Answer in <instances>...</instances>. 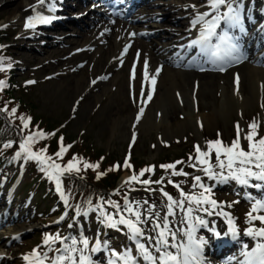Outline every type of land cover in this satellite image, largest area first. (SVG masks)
I'll list each match as a JSON object with an SVG mask.
<instances>
[{"label":"rangeland","instance_id":"374dc122","mask_svg":"<svg viewBox=\"0 0 264 264\" xmlns=\"http://www.w3.org/2000/svg\"><path fill=\"white\" fill-rule=\"evenodd\" d=\"M190 1L185 3L184 0H152L153 3L161 2L162 5L151 8L158 11L160 20H166L165 15H167L169 20L180 18L182 21H187L184 15L189 13L191 21L193 11L190 10L192 6ZM202 1L195 6L205 10L209 9L208 0ZM7 2L16 3V6L10 5V7L2 9V6ZM37 5V0H0V27L7 29L4 43L16 60L15 77L25 83L32 80L36 81V83H31L32 86L26 94V100L35 104V114L44 116L53 126L60 125V127H63L72 139H85L90 146L108 156L115 157L121 162L123 174L118 183L119 181L121 183L123 178H127L131 173L132 167L129 169L123 167V165L126 158H130L132 155L135 157L136 162L144 163L146 167L157 166L154 172L146 173L148 178L155 179L161 174L159 166L162 160L165 157L172 160L178 158V156L187 155L188 146L193 145L194 147V145L200 144L202 148L206 149L209 141L218 138L223 141L224 145H230L237 136L235 127L237 122L243 130L241 143L245 150H247L248 142L243 139V135L249 131L248 126L253 120L259 125L257 139L264 137V89L260 90L264 84L262 80L260 81L256 102L247 106L244 102L245 90L242 87L247 89L248 85L245 86L242 71L239 68L230 73L214 77L217 86L213 89L215 100L213 99L212 103L214 101L218 102L219 107H222L225 86L231 78L229 92L226 94H233L243 101L241 106H237L228 115H223L222 111H219L216 107H209L205 99H202L201 79H191L185 86H183V83L179 92L175 93L176 97L173 102L166 100L164 103H159L158 99L154 100V96L151 101L141 102L129 113V109L135 104L136 99L133 97L132 92L130 93L127 84L122 83L120 85L121 81L114 82L113 76H104L103 68L105 67L102 65L96 67L94 60L90 57L92 50L89 47L86 51L76 52L77 48H84L83 42L63 41L77 37L76 35L80 30L78 24L70 21L65 22V25L59 27L58 31L38 29L36 27L38 25L31 29L26 26L27 17L33 16L32 13L37 8L34 6ZM255 5L258 7L253 14L257 18L259 12L264 13V0H242L241 22H244L242 23L244 26L248 24L249 10L254 8ZM92 18L93 16H90L87 21L89 19L91 21ZM153 23L155 25L160 24L157 19ZM161 23H163V30H171L173 34H176L175 36L180 35V37L188 34L191 28L189 24L180 26L170 24L168 20L164 22L161 20ZM255 23L256 25H263L264 17ZM32 30L38 31L37 38L29 37L23 41L18 39L20 35H30ZM49 34L52 35L47 38L50 36ZM49 40L57 43L56 46L60 52L59 55L63 56L62 59H58V54H46L44 44ZM157 42L160 43V40H157ZM150 43L151 41L147 40L145 44L149 45ZM156 43L153 45H156ZM258 50L259 52H255L256 57L264 52V48ZM176 55V49L168 53V56L172 58ZM86 56L90 65L97 68L94 74L97 75L101 71L103 73L100 76L90 75L85 79V84L77 88L75 80L79 72L75 71V65L84 64ZM34 57L37 59H34ZM156 57L157 54L153 55V58ZM112 58L114 57L112 56ZM247 65L252 66V63ZM168 66L173 68L171 63ZM253 67L264 69V66ZM153 69L155 70L156 67L153 66ZM237 75L239 76L238 86L236 83ZM158 77L156 79L160 80V75ZM146 91H143L144 94ZM141 107L144 108V112L142 116H139ZM213 111H215L214 117L211 118V121L207 120V116ZM166 114L174 116V120L171 122L169 118L166 119ZM148 118H151L152 122L148 123ZM145 125L147 126L146 129L144 128ZM134 137L136 138V144L131 147L130 141ZM210 161L217 164L214 152L210 157ZM219 171L220 169L217 172ZM12 174L11 168L0 165V199L5 200L4 206L0 207V215L7 213L0 225V235L6 236L0 242V264H29L24 257L31 254L35 249H38L41 253L47 252L49 256H52L53 253L48 251V246L44 244V241L49 236L56 235L61 238H69L65 239L66 243H70V238H75L78 241L82 238H88L90 248L95 246L97 237H99L101 244L105 245V241H107L112 250H122L124 252L131 250L132 254L137 255L135 242L126 235L106 231L100 233V227L97 226L96 219L92 214L91 218H84L82 222L78 218H74L69 226L61 223V216L50 211L48 209L49 205H46L41 200L42 198L32 197L30 194L23 196L20 192L17 193L18 187L15 183L18 179L14 178L9 183ZM224 175L228 177L227 180L208 178L207 182L214 180L224 185L231 180H235L231 178L226 169ZM177 181L181 183L186 192H195L196 188L193 189L192 187V178L184 177L177 179ZM146 186L155 190L146 191L143 188L135 190L129 194L128 200L142 203L144 199H149L151 202H157L162 209L163 205L167 203V199L159 191L160 188ZM224 189L225 185L217 190L218 197L227 200L226 208L231 210L236 217L246 220L249 207L245 205L243 198L241 196L233 197L228 193V189ZM231 190L233 194H236L235 190ZM28 197L32 198L30 202L27 200ZM260 212L264 214V210H260ZM194 214L201 216L205 213L197 211ZM161 215H163V211ZM180 216L181 214L178 212L177 216L169 217V219L176 228L183 229L186 225L181 223ZM7 218H14V222L10 223ZM22 225L27 226L28 229L21 230L17 236L9 239L8 236L13 232L14 227ZM197 229L202 230L195 233L197 238L202 239L203 234L209 236L205 226L197 223ZM11 239H13L12 242ZM50 246L62 249L64 245L57 241L55 245ZM78 247L83 246L78 244ZM107 261H115V259L110 257L107 258Z\"/></svg>","mask_w":264,"mask_h":264},{"label":"snow or ice","instance_id":"6c2138e0","mask_svg":"<svg viewBox=\"0 0 264 264\" xmlns=\"http://www.w3.org/2000/svg\"><path fill=\"white\" fill-rule=\"evenodd\" d=\"M47 3L48 0H38V5L34 7L43 6ZM208 7L211 11L198 12L192 21L194 27L200 25L199 38L192 40L189 47L200 46L202 52L207 51L210 56L219 61L242 59L238 44L233 41V38L229 36L228 32L224 31L222 35L219 34L222 25L231 29L240 24L241 14L239 12V6H234L233 0H208ZM222 7L225 9L224 11H221ZM48 10L51 11V8ZM53 19L54 17L52 16L44 15L40 11H36L35 15L27 17L26 26L31 29L37 24H50ZM132 35L136 34L132 33ZM213 38L218 42L213 43ZM127 50L128 48L126 46L124 51L127 52ZM10 68L11 64L5 65L4 58L0 57V72ZM143 68L144 83L142 84V88L149 81L151 84V92L145 98V102H147L152 99L157 82L156 78L162 69L157 68L154 74H150L147 61L144 62ZM219 70L224 71L225 69L221 67ZM134 77L135 69H133ZM29 83H34V81H29ZM236 83L238 86V75L236 76ZM5 86L6 81L0 80V91H3ZM141 97H144L143 91L141 92ZM0 111L9 113L10 116H15L17 109L12 108L9 111L7 107H4ZM143 112L144 108L141 107L139 116H142ZM17 119L21 121L19 133L24 134L27 131V134L24 135V140L19 144L20 151L16 153L17 158L26 155L28 159L35 160L43 165L44 167L41 168V171L47 172L49 177L56 182L57 190L60 191L61 176L73 172L78 174L81 171L79 158L73 157L66 165H62L56 162L53 156L47 155L46 148H41L39 151L34 150L33 145L40 139L46 138L49 134L39 129L32 131L30 129L32 120L30 116H19ZM235 127L237 136L230 145H224L223 141L219 138L214 141H209L206 149L202 148L200 144L194 145L196 157L193 158L190 156L189 160L194 159L195 162L189 166L193 169L203 171L210 179L220 178L221 180H227L228 177L224 175V170L228 169L231 178L237 180L242 185H248L249 178L264 181V137L257 139L259 136L258 123L253 120L248 126L249 131L243 135V139L248 142L247 150H245L241 143V133L243 130L239 122H237ZM51 135H54V133ZM59 144V150L55 153L56 158H62L68 151V148L71 147V145L64 146L63 137L60 138ZM9 146L11 144L5 145V147ZM213 152L217 160L215 166L210 161ZM181 163L184 162L177 161L160 165L159 167L165 170H173L172 174L176 176H189L190 174L183 172V170H176V165ZM83 166L84 169L99 168L98 163L93 165L84 162ZM114 167L119 170L121 166L115 165ZM123 167L129 169L132 167L129 163V158H126ZM156 167H146L141 169L138 174L133 170V174L125 183H141L143 185H151L153 183L162 184L163 180L152 181L151 179H139L140 177H144L145 173L154 172ZM214 167H218L220 171H214ZM104 174L99 173L98 178ZM193 181V189L197 187L202 189L199 194L185 192L179 183L172 180L168 181V183L173 184L179 190V199H174L171 194L164 191L163 188H160L159 191L167 199V203L163 205L162 209H158L155 202L149 203L147 200L142 203L139 201H130L127 195L125 196L123 205L116 201L108 200L106 203L111 205L116 212L114 214L102 212V215L105 217V222L110 227H117L118 225L126 226L139 252V256L132 254L131 250H127L123 254L113 252L116 260L110 261V264H116V261H122V264H141V261L145 262V264H201L202 249L206 241L196 237V224L206 226L207 222L201 216L195 215L194 213L202 211L208 215H212L214 213L205 205H210L212 209H216L220 207L221 202L211 198L212 189L202 182L201 176H194ZM148 190L154 191L155 189L149 188ZM61 194L63 195V192ZM65 202H67L66 199ZM100 207H103V203H101ZM258 209L264 210V201L257 200L247 215L250 220H258L261 224H264V215H254ZM162 211L163 215H161ZM178 212L181 214V223L186 225L183 229L176 228L169 219V217L177 216ZM215 214L223 215L228 219V231L233 236L237 235L234 222L227 212H224L221 208V211ZM117 216L119 217L118 219ZM246 234L258 241H264V227L249 228ZM216 235L219 236L220 233L216 232ZM65 239L69 238H61L59 235L49 236L45 239L44 244L49 246L48 251L53 253L52 256H49L47 252L41 253L38 249H35L31 254L26 255L24 259L29 264H92L89 253L96 252L101 247V241L99 240L95 242L94 247L90 248L88 238H82L79 241L75 238H70V243H64ZM57 241L64 245L62 249L52 248L50 246ZM78 244H81L83 247H78ZM244 249L241 253L243 259L239 260L237 264H264V242H257L251 250H248V245H244Z\"/></svg>","mask_w":264,"mask_h":264},{"label":"bare ground","instance_id":"6f19581e","mask_svg":"<svg viewBox=\"0 0 264 264\" xmlns=\"http://www.w3.org/2000/svg\"><path fill=\"white\" fill-rule=\"evenodd\" d=\"M68 2L67 0H65ZM200 2L202 0H194V2ZM16 3H10L7 2L2 6V9H6L12 6H16ZM157 6V5H156ZM68 10H71L70 7H68ZM161 10V9H160ZM36 11H40L44 15L52 16L48 11L46 10V5L40 6L34 10L32 15L36 14ZM154 13H148L150 14L149 18L159 16L157 14V10H153ZM198 12H204L203 9L197 10ZM24 13L26 11H23ZM146 14V15H148ZM88 15V14H87ZM87 15L84 16L82 19V29L78 32L77 37L75 39H69L64 40V42H80L84 45V49L86 47H89L92 51V54L90 57L92 60H94L96 67L98 68L99 66H103V72L104 76L112 77L114 82L116 81H121L120 85L122 83L127 84L128 89L130 90V83H133V90L135 91V96H136V102L134 105H132L129 109V113H131L138 105V98L137 96H140L141 91L143 88H147V94L150 91L151 84L150 81L145 84V86L142 88L143 84V65L144 62L147 61L148 63V71L150 74H154L155 70L153 69V66L157 68H162L160 75V80L156 83L155 87H157V93H155V98L154 100H159V103H164L166 100L173 102L174 98L176 97V92H179L181 89V86L187 85L191 81V79H201V85H202V99H205V101L208 103L209 107H216L219 111H222L223 115H228L232 110H234L237 106H241L243 101L240 100V97H235L233 94L232 95H227L226 93L229 92V84L232 80H230L229 83L226 84L225 86V92H224V97H223V102H222V107H219L218 102H211L213 99L215 100L214 96V91L213 89L215 86H217V82L214 77L221 75V74H216L213 72L209 73H196L193 71H185L183 69H176L175 67L171 68L168 66L169 63H172L171 57L168 56L167 51H169L174 45H175V40L176 36L175 34L173 35V32L169 31H163V23L157 24L153 26L154 24H150L149 27L147 28L149 32L146 34L147 37L149 36H158L156 39H154V42H157V40H160V43L157 42L156 46H150L148 44H145L143 42V39L139 38L138 35L133 36L132 33L137 34L139 31L142 32V35L144 34L143 30L134 26H129L128 23L125 22H120V21H115V22H110L107 23L108 20H105L103 17L99 19H92L91 22H87L85 18H87ZM166 16V20L164 21H170V24H175V25H182L183 22L179 19H174V20H169L168 16ZM147 18V19H149ZM188 18V17H186ZM76 22L75 20H73ZM146 21V20H145ZM40 26L38 28H41L42 25L45 27H52V30L58 31L59 27H62L64 24L63 20H54L50 24H39ZM200 28V25H196L194 29L198 30ZM156 29V30H154ZM194 30V31H195ZM30 35H20L18 39L20 41H23L26 38L32 37V38H37L38 37V31L37 30H32L30 31ZM257 31H254L250 35V39L254 38L256 35ZM195 35V34H194ZM51 36H48L47 38H50ZM166 37V38H165ZM153 40V39H152ZM173 40V42H171ZM134 41V42H133ZM192 41H189L188 46L191 44ZM128 43H132V47L128 50L127 53L123 54L121 50H124V46ZM57 43H55L53 40H49L44 44L45 52L46 54H60L58 47L56 46ZM158 46V49L156 47ZM56 47V48H55ZM99 54V56H97ZM156 58H153V55H156ZM112 56L114 58H112ZM62 55H59V60L62 59ZM34 59H37L34 57ZM32 59V60H34ZM105 64V65H104ZM70 65V64H69ZM75 71L79 72L80 76L76 78L75 80V85L77 88H80L83 84H85V79L88 78L90 75L94 74V71L97 68H93L92 65L87 60V56L84 58V64H78L75 65ZM132 68L135 69V77L133 78V71ZM242 71V76L245 81V86L248 85V88H243L245 90V99L244 102L247 106L253 105L254 102L257 100V93L260 88V81L262 80L264 82V69L261 68H256L253 66H249L246 63L243 65L238 66ZM231 71V70H230ZM229 71V72H230ZM102 71L97 74L101 75L103 73ZM97 76L96 74H94ZM200 76H202L200 78ZM241 89V90H242ZM264 89V84L263 88L260 90ZM204 91V92H203ZM243 93V92H242ZM145 95V98L147 96ZM145 101V99H144ZM155 102V101H154ZM135 107V108H134ZM176 107V105H175ZM214 112L213 111L209 116H207V120L211 121V118L214 117ZM166 119L169 118L170 121L172 122L174 120V116H170L168 114L165 115ZM149 119V118H148ZM147 121V120H146ZM152 122L151 118L148 120V123ZM181 127V126H180ZM145 129L147 126L145 125ZM2 201V199H0ZM146 199H144L145 201ZM5 201V200H4ZM2 201V206L4 205ZM151 202L149 199L147 200ZM1 203V202H0ZM152 203V202H151ZM156 205L158 206V209L160 208V205L155 202ZM147 207V205H145ZM28 229L27 226L22 225V226H16L13 229V233L10 234V238L17 235L18 232L21 230H26ZM5 238V235H0V242Z\"/></svg>","mask_w":264,"mask_h":264},{"label":"trees","instance_id":"16d2710c","mask_svg":"<svg viewBox=\"0 0 264 264\" xmlns=\"http://www.w3.org/2000/svg\"><path fill=\"white\" fill-rule=\"evenodd\" d=\"M3 37V30L0 29V57L4 58V63L7 65L13 62V58L4 47ZM0 80L6 81L5 88L0 91V109L4 107H7L9 111L12 108L17 109L15 116L0 111V159L9 165L16 166L17 170L22 172L21 182L24 184V188L28 190L36 189L35 192L49 206L52 202L61 204L66 199L67 202L65 203L71 211H74L78 206L82 209L92 208L101 216L99 204L103 200L102 203L113 210L114 208L106 202L108 200L120 201L122 194L132 187V184H125L122 189L114 190L120 177V170L114 167L117 165V159L90 146L86 140L74 142L64 130L56 131L57 127L53 126L47 118L35 114V104L26 100L27 86L19 84L15 80L14 70L8 69L0 72ZM19 116H30L32 118L30 124L32 131L39 129L49 134L46 138L35 143V147L46 148L47 155L53 156L54 159L60 160L65 165L73 157L79 158L81 171L78 174L73 172L68 177L63 178L59 193L54 190L46 171H41L43 166L38 162L28 159L26 155L21 156L25 160L24 164L21 158L16 162V153L20 151L19 144L24 139V135L27 134V131L24 134L19 133L21 127V121L17 119ZM53 132L54 135H51ZM61 137H63L64 146L71 145V147L68 148L62 158H56L55 153L59 150ZM9 144L11 146L5 147ZM165 159L169 160L170 158L165 157ZM84 162L93 165L98 163L99 168L84 169ZM142 164L136 162L137 172L142 169ZM99 173L105 174L98 178ZM166 187L173 196H178L172 186L167 184ZM61 192H63V195Z\"/></svg>","mask_w":264,"mask_h":264}]
</instances>
